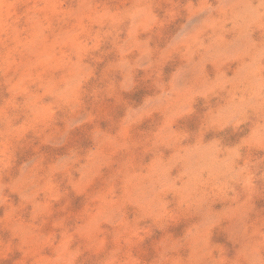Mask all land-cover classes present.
<instances>
[{
  "label": "rangeland",
  "instance_id": "374dc122",
  "mask_svg": "<svg viewBox=\"0 0 264 264\" xmlns=\"http://www.w3.org/2000/svg\"><path fill=\"white\" fill-rule=\"evenodd\" d=\"M0 264H264V0H0Z\"/></svg>",
  "mask_w": 264,
  "mask_h": 264
}]
</instances>
